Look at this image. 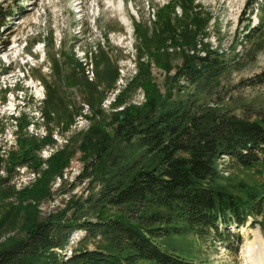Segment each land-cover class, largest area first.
Here are the masks:
<instances>
[{"label": "rangeland", "instance_id": "rangeland-1", "mask_svg": "<svg viewBox=\"0 0 264 264\" xmlns=\"http://www.w3.org/2000/svg\"><path fill=\"white\" fill-rule=\"evenodd\" d=\"M122 1L0 0L11 15L0 37V251L25 237L34 218L96 196L101 186L84 173L82 139L126 107L192 100L264 124V85L249 81L264 71V0L246 13L251 0ZM208 52L218 54L217 77L175 78L186 56ZM21 139L36 143L37 161H21ZM57 157L66 165H53ZM220 176L213 186L239 201L264 198V164L222 167ZM176 225L180 233L163 240L164 249L193 264H244L256 238L264 243V216L221 225L240 236L227 244ZM82 236L73 233L56 252L66 260L103 245Z\"/></svg>", "mask_w": 264, "mask_h": 264}, {"label": "trees", "instance_id": "trees-1", "mask_svg": "<svg viewBox=\"0 0 264 264\" xmlns=\"http://www.w3.org/2000/svg\"><path fill=\"white\" fill-rule=\"evenodd\" d=\"M254 4L251 0L245 13ZM10 16L0 8V37ZM217 55L186 56L175 78L197 84L217 77L223 70ZM249 81L264 85V71ZM20 144L21 161H37L36 143L21 139ZM80 149L85 175L101 186L96 196L34 218L25 237L0 251V264H193L164 249L162 241L180 233L177 223L200 238L227 244L240 236L221 225L243 227L249 217L264 216V198L253 194L241 202L213 186L222 167L264 164L262 122L204 109L192 100L169 106L150 101L115 113L105 129L93 127ZM61 157L53 165L65 166ZM148 157L157 162L147 165ZM80 231L83 242L103 245L65 260L56 250Z\"/></svg>", "mask_w": 264, "mask_h": 264}, {"label": "bare ground", "instance_id": "bare-ground-1", "mask_svg": "<svg viewBox=\"0 0 264 264\" xmlns=\"http://www.w3.org/2000/svg\"><path fill=\"white\" fill-rule=\"evenodd\" d=\"M120 1L123 2L122 0H120ZM118 10L123 11L124 8L121 7V5H120ZM122 13H124V12H122ZM121 17L123 18V20L127 24L128 20H127L126 16H121ZM247 253H248V256L246 257V259H245L246 263H244V264H264V243L260 237H257L256 241L249 246ZM254 255H257V256H254Z\"/></svg>", "mask_w": 264, "mask_h": 264}, {"label": "built area", "instance_id": "built-area-1", "mask_svg": "<svg viewBox=\"0 0 264 264\" xmlns=\"http://www.w3.org/2000/svg\"><path fill=\"white\" fill-rule=\"evenodd\" d=\"M76 5H78L80 8H81V5H82V1H79L78 2V4H76ZM1 83V82H0ZM1 85H2V83H1ZM0 85V86H1ZM8 86H10V84H8V83H4V86L3 87H8ZM2 149V148H1ZM59 252H61V250H58Z\"/></svg>", "mask_w": 264, "mask_h": 264}]
</instances>
